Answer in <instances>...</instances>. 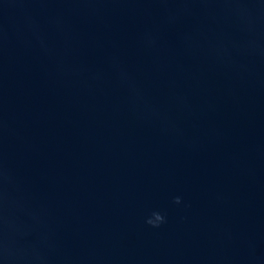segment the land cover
Returning <instances> with one entry per match:
<instances>
[{"label":"water","instance_id":"95a60500","mask_svg":"<svg viewBox=\"0 0 264 264\" xmlns=\"http://www.w3.org/2000/svg\"><path fill=\"white\" fill-rule=\"evenodd\" d=\"M5 176L0 264H264V0H0Z\"/></svg>","mask_w":264,"mask_h":264},{"label":"clouds","instance_id":"9594fccd","mask_svg":"<svg viewBox=\"0 0 264 264\" xmlns=\"http://www.w3.org/2000/svg\"><path fill=\"white\" fill-rule=\"evenodd\" d=\"M7 177L0 180V255L5 259L15 262L22 253L14 247L17 236L23 235L19 226L10 219V211L13 207H18L14 201L10 200L9 190L6 186ZM179 197L174 198L173 203L181 204ZM145 223L152 228H159L166 223V217L160 212H152L146 218Z\"/></svg>","mask_w":264,"mask_h":264}]
</instances>
